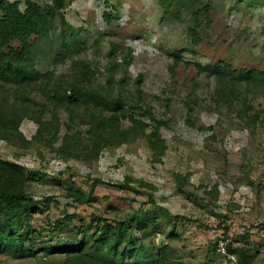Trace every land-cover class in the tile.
<instances>
[{"label":"rangeland","instance_id":"obj_1","mask_svg":"<svg viewBox=\"0 0 264 264\" xmlns=\"http://www.w3.org/2000/svg\"><path fill=\"white\" fill-rule=\"evenodd\" d=\"M65 1L72 47L85 44L72 59L56 62L62 43L58 21L39 45L38 68L76 76L85 59L96 73L90 85L106 86L112 74L117 89L125 75L129 91L135 78L143 76L142 90L154 114L168 122L161 130L168 150L162 163L153 164L146 143L138 140L85 162L62 161L38 145L25 152L0 143L4 159L39 173L26 192L50 202L32 221L35 237L26 243L34 246V254L25 259L1 255L0 264H64L63 255L43 248L60 240L78 241L82 228L93 232L99 218L147 211L157 212L156 231L145 240L133 231V243L118 244L125 264H157L159 253L162 264H240L230 246L250 248L253 264H264V124H249L242 102L229 109L217 106L215 81L198 67L223 61L235 69L264 70V0ZM129 52L132 63L124 68L121 60ZM252 104L250 112L264 118V98H252ZM60 122L67 124V116L60 115ZM37 129L30 120L21 126L28 140ZM175 174L188 179L186 193ZM141 180L154 188L140 187ZM216 186L219 195L212 199L208 192ZM68 189L93 193V201L68 198ZM57 222L64 225L58 231Z\"/></svg>","mask_w":264,"mask_h":264},{"label":"trees","instance_id":"obj_2","mask_svg":"<svg viewBox=\"0 0 264 264\" xmlns=\"http://www.w3.org/2000/svg\"><path fill=\"white\" fill-rule=\"evenodd\" d=\"M66 4L65 0H52L51 4L41 6L34 0H25L22 7L18 1L0 0V143L25 152L38 145L52 149L62 161L91 162L100 160L106 150L143 140L151 154L150 162L162 163L168 145L161 130L168 122L159 120L154 114V108L142 90L143 76L135 78V88L129 91L125 87V75L117 89L113 87L112 74L106 86L90 85L89 79L96 73L91 62L85 59L81 60L80 74L76 76L58 74L56 69L41 71L38 68L39 45L50 38L58 21L62 43L56 62L65 57L72 59L85 44L81 41L77 42L76 48L72 47L74 43L67 32L72 28L65 16ZM104 18L108 20L110 15L105 13ZM190 30L193 39L198 41L197 31ZM131 63L129 52L121 64L128 68ZM198 67L199 72L206 71L215 81L217 106L229 109L234 103L242 102L249 110L248 123L253 126L264 124L260 113L250 112L252 98H264V70L235 69L223 61ZM62 114L67 116V124L60 122ZM25 120L38 126L31 140L21 131ZM56 144L59 146L53 148ZM38 174L0 154V256L25 259L35 252L34 246L26 243H32L35 237L32 221L35 214L45 213L50 207L49 199L38 200L25 190L30 182L38 179ZM175 179L181 191L186 193V176L175 174ZM139 185L154 188L143 180ZM66 191L68 198L81 204L93 201V193ZM208 195L217 199V186ZM156 214L147 211L115 220L99 218L93 232L82 228L78 241L60 240L53 247L43 249L63 255L64 264H125V252H119L118 244L123 241L133 243V231L139 232L142 239H148L156 231ZM63 227L60 222L54 225L57 231ZM229 251L239 256L240 264H253L255 255L250 248L230 246ZM160 257L159 253L157 264H162Z\"/></svg>","mask_w":264,"mask_h":264}]
</instances>
